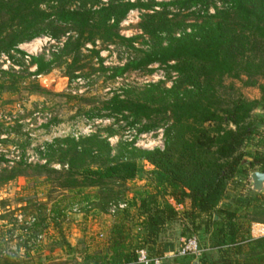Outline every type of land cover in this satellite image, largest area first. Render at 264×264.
I'll return each instance as SVG.
<instances>
[{
	"label": "trees",
	"instance_id": "1",
	"mask_svg": "<svg viewBox=\"0 0 264 264\" xmlns=\"http://www.w3.org/2000/svg\"><path fill=\"white\" fill-rule=\"evenodd\" d=\"M72 2H80L82 7L67 8ZM98 3L99 0H0V53L15 50L22 54L16 47L41 35L59 39L67 25L76 32V39L68 38L53 59L31 57L30 64L35 66L34 75H45L65 64L71 82L73 72L79 68L84 42H119L135 50L137 38H124L117 28L128 12L144 11L139 27L145 35L146 49L135 50L137 57L111 69L110 78L135 70L150 73L148 67L153 64L163 66L167 76L175 73L176 78L170 87L158 82L128 89L123 98L113 96L100 107L91 108L87 116L129 121L131 127L139 126L138 134L163 128L164 147L142 150L132 143L124 144L113 156L108 141L95 134L54 139L43 146L45 164L32 167L33 171L45 174L47 181L56 175L63 190L96 188L111 192L109 186L136 179L140 162L152 166L151 191L141 192L138 203L134 199L142 219L141 233L131 237L122 222L114 223L102 264H136V251L146 249L152 241L154 244L162 228L176 218L177 210L170 200L176 206L189 201L185 215L192 231L203 230L209 249L217 253L214 261L196 259L199 264H264V236L251 238L236 219L238 210H246L248 205L236 202L235 208L220 207L229 182L244 174V166L253 168L260 163L258 157L243 161L241 150L255 132L250 122L252 111L264 102V85L255 81L264 79V0H109L101 7ZM42 5H47L48 10ZM210 8L213 14H209ZM193 14L205 18L200 23L185 24V18ZM91 54L98 57L94 49ZM62 56L71 59L65 62ZM0 75L7 78L0 81V91L15 90L22 79L6 71H0ZM241 76L250 80L247 86L259 88L260 101L223 100V79ZM5 161L0 156V164ZM52 162L62 170L50 168ZM259 171L264 173V165ZM15 176L12 170L2 182ZM93 199H98L97 193ZM165 250L161 245L158 255ZM183 258L181 264H191L195 259Z\"/></svg>",
	"mask_w": 264,
	"mask_h": 264
},
{
	"label": "rangeland",
	"instance_id": "2",
	"mask_svg": "<svg viewBox=\"0 0 264 264\" xmlns=\"http://www.w3.org/2000/svg\"><path fill=\"white\" fill-rule=\"evenodd\" d=\"M167 1L170 0H162ZM108 2L99 0L97 6H105ZM81 7L80 2L67 5L73 10ZM86 7H89L88 4ZM42 9L48 10V6L42 5ZM143 13L137 9L128 12L117 28L124 38H137L133 45L135 50L146 49L143 44L145 35L139 27ZM204 18L193 14L187 16L184 23H200ZM64 28L66 33L59 39L41 35L19 44L16 49L22 54L15 50L8 54L0 53L8 55L11 64L17 67V70L7 72L22 77L15 90L0 91V156L6 159L0 164V264H102L107 257L109 233L114 223L122 222L131 237L142 231L136 205L141 192L151 191L152 167L147 163H139L135 183L113 184L109 186L111 192L96 188L63 190L59 188L61 180H57L56 175L47 181L45 174L36 175L32 167L45 164L43 146L46 143L66 137L77 139L98 135L108 141L113 156L124 144L131 143L142 150H162L163 128L138 134L139 126L131 127L129 121L107 117L90 119L87 114L91 108L100 107L113 96L123 98L124 91L131 88H143L158 82L170 87L176 74L167 76L163 66L153 64L148 67L152 70L150 73L135 70L111 79V69L122 67L139 53L119 42L112 44L95 39L93 43L87 41L81 46L79 68L73 72L75 78L71 82L66 76L65 64L52 68L45 75H34L36 69L30 64L31 57L42 56L49 61L60 54L68 38L76 39L73 29L67 25ZM93 49L98 51V57L91 54ZM70 59L71 56L61 58L65 62ZM3 64L5 62L0 57V67ZM5 79L0 75V81ZM248 81L245 76L224 78L221 90L223 100L241 98L260 101L261 91L257 86H247ZM255 81L257 85H264L263 78H256ZM250 122L255 132L241 150L242 159L250 162L258 157L260 163L253 168L244 166V174L229 182L220 207L232 205L235 208L236 202L244 207L248 205L246 210L243 207L238 210L236 219L243 232H248L251 238H258L264 236V185L260 191H255L250 174L260 172V167L264 165V102L252 111ZM49 167L62 170L54 162ZM63 168L66 169V166ZM12 170H15V178L2 182ZM96 193L98 199L94 200ZM86 197L89 199L85 200ZM119 201L128 203L127 213L110 216L108 208ZM74 207L80 213H74ZM176 210V218L162 228L154 244L152 241L145 246L147 252L152 257H159V247L166 244L171 247L164 254H174L186 238L194 236L203 249L200 256L193 257L194 260L204 257L214 261L217 253L209 249L207 236L203 230L192 231L186 219L189 201L176 206ZM183 259L171 257L163 264H181Z\"/></svg>",
	"mask_w": 264,
	"mask_h": 264
},
{
	"label": "built area",
	"instance_id": "3",
	"mask_svg": "<svg viewBox=\"0 0 264 264\" xmlns=\"http://www.w3.org/2000/svg\"><path fill=\"white\" fill-rule=\"evenodd\" d=\"M137 0H129V2L133 3ZM141 2H146L147 0H140ZM155 2H162V0H154ZM216 6L220 7V3H216ZM192 11L195 10V8L191 9ZM214 9H209V14H213ZM0 57L4 60L5 64H3L0 67V70L2 71H9V70H17V67L11 64L8 55L1 54ZM28 58V57H26ZM170 203L176 208V205L172 200H170ZM128 208V203L126 201H119L117 203L111 204L108 208V214L110 216H115L117 213L122 212ZM72 211L74 213H80L79 209L77 207L72 208ZM203 252V249H201V246L199 245V241L196 237L192 236L189 238H186L182 245L179 247V249L174 254H164L161 257H152L146 249L142 248L136 251V264H163V261H165L168 258L173 257H198Z\"/></svg>",
	"mask_w": 264,
	"mask_h": 264
},
{
	"label": "water",
	"instance_id": "4",
	"mask_svg": "<svg viewBox=\"0 0 264 264\" xmlns=\"http://www.w3.org/2000/svg\"><path fill=\"white\" fill-rule=\"evenodd\" d=\"M250 179L252 182V188L255 191H260L264 185V173L253 172L250 174ZM191 264H199V262L197 260H194Z\"/></svg>",
	"mask_w": 264,
	"mask_h": 264
},
{
	"label": "crops",
	"instance_id": "5",
	"mask_svg": "<svg viewBox=\"0 0 264 264\" xmlns=\"http://www.w3.org/2000/svg\"><path fill=\"white\" fill-rule=\"evenodd\" d=\"M149 166H150V165H149ZM151 167H152V166H151ZM135 181H137V177H136V179H135L134 181H131L130 183L133 184V183H135ZM141 220H142V219H141ZM180 239L183 240V237H182L181 235H180ZM163 246H164L165 249H166L165 251H170V250H169L170 247H171L170 245H166V244H165V245H163ZM165 254H166V253H165ZM163 255H164V253H163ZM163 255H162V256H163Z\"/></svg>",
	"mask_w": 264,
	"mask_h": 264
}]
</instances>
